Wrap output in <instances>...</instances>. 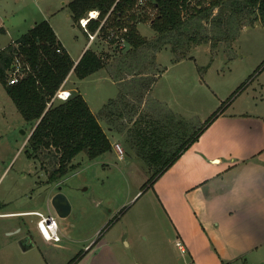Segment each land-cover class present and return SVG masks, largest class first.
Here are the masks:
<instances>
[{"label":"rangeland","instance_id":"rangeland-1","mask_svg":"<svg viewBox=\"0 0 264 264\" xmlns=\"http://www.w3.org/2000/svg\"><path fill=\"white\" fill-rule=\"evenodd\" d=\"M1 1L15 16L36 20L40 17L32 15L38 8H56L50 0ZM137 9L152 18L148 7L140 5ZM214 11L210 18H197L186 26L185 36L192 35L197 42L182 41L180 49L186 57L171 51L173 46L179 49L175 39L167 44L157 43L147 21L137 26L139 34L148 41L146 46L132 52L125 43H110L105 37H97L91 50L102 57L104 68L84 80L73 73L66 83L72 94L78 93L86 100L93 114L114 100L120 87H137L132 102L124 106L126 119L119 124L127 129L131 127V116L147 120L164 109L145 97L147 87H154L152 96L189 120L196 126L195 131L214 113L223 112L199 138L198 155L189 154L179 174L177 170L163 174L153 186L148 184L155 174L154 166L139 159L126 137L106 128L113 146L119 144L123 150L121 159L115 148L93 161L80 153L65 177L48 183L52 168L49 160L42 156L35 160L26 153L34 124L25 122L0 82V214L32 210L56 216L49 202L59 188L72 207L68 217L56 216L58 245L62 249L42 241L37 216L0 218V264L25 261L20 250L21 237L27 230L23 221H32L29 229L37 238L35 248L28 254L32 264H88L90 260L92 264H216V252L205 253V258L197 262L185 239L178 236V229L192 227L189 212L193 215L192 198L178 190L179 184L184 183L179 175L211 165L210 156L219 155L226 147L246 154L264 150V28L253 15L233 12L230 0ZM216 11L219 13L213 16ZM66 13L67 8H62L52 22L59 23L76 58L88 39L79 29L80 24L77 26ZM75 36H79L78 42ZM4 46L1 43L0 48ZM103 120L100 119L102 123ZM115 120L120 121L119 117ZM217 134H228L230 140H213ZM16 228L23 234L5 232H15ZM93 243L87 253L85 247ZM104 244L112 247L113 255ZM236 244L237 241L231 243L230 264H264V245L244 253L243 247ZM83 255L87 257L82 260Z\"/></svg>","mask_w":264,"mask_h":264},{"label":"trees","instance_id":"trees-1","mask_svg":"<svg viewBox=\"0 0 264 264\" xmlns=\"http://www.w3.org/2000/svg\"><path fill=\"white\" fill-rule=\"evenodd\" d=\"M138 1L73 0L67 8L76 25L89 12L97 11L98 18L88 22L87 31L91 34L98 31V37L106 39L114 35L110 43L116 42L115 37L123 39L132 52L148 44L147 39L139 34L137 26L149 21L157 43L167 44L175 39L174 44L179 49L173 46L171 51L186 57L180 49L182 41L187 40L189 44L196 42L194 36L184 34L188 23L197 18L207 19L227 0H145L143 5L153 13L152 18L137 11L140 7ZM230 3L233 12L253 15L254 20H258L264 28V0H230ZM218 13L216 11L213 16ZM218 22L222 20L218 19ZM123 29L127 32L121 33ZM16 56L26 62L32 72L10 86L6 73ZM104 66L102 57L91 49H87L75 64L47 21L36 24L14 44L0 50V82L25 122L34 124L26 153L29 158L37 160L42 156V159L49 160L52 167L48 172L50 184L58 182L73 169L72 161L80 153H85L93 161L112 151L98 119L80 94H72L69 100L46 110L47 103L73 68L75 76L84 80ZM124 106H127L125 98L118 97L105 106L103 113L116 119L124 114ZM219 115L214 113L197 131L191 122H184L180 133L179 125L166 122L168 118L165 122L153 118L131 119L126 138L139 159L149 167L154 166L155 174L148 185L153 186L155 179L162 176ZM192 130L194 134L189 138Z\"/></svg>","mask_w":264,"mask_h":264},{"label":"crops","instance_id":"crops-1","mask_svg":"<svg viewBox=\"0 0 264 264\" xmlns=\"http://www.w3.org/2000/svg\"><path fill=\"white\" fill-rule=\"evenodd\" d=\"M71 1L73 0H50V3L53 5L55 4L56 8H54V10L53 8L49 10L47 8H38L35 11L36 13L32 15H38L40 17V20H36L35 17L15 16L8 11L9 6L5 5V3H2L0 0V45L1 43L5 44L0 50H3L8 45L14 44L36 24L47 21L61 46L67 51L75 64H77L85 51L91 49L93 42L90 44L87 32L82 27H78L88 39V42L82 50H79L77 57L74 58L59 23L56 25V23L52 22L56 18V13L60 12L62 8H67V5ZM61 5L62 7H60ZM66 16L71 18L69 11L66 13ZM29 18L31 20H29ZM74 38L76 42H78L79 36H75ZM153 88L154 87H147L146 91L143 89L146 93L145 97L149 96L153 104L161 106L164 109L160 114L157 115L153 113L149 118L160 119L163 120V122L168 118L166 122L172 125H179L178 129L180 133L181 124L189 120L174 113L167 103L161 102L159 99H156L155 96H152ZM136 90L137 87H120L115 99L124 97L125 101L130 103L133 100V92L135 93ZM112 100L104 104L100 112L94 115L98 119L103 130L106 128L111 133L116 132L117 134L119 133L121 137H126L130 128L127 129L119 126V124L124 122L126 117L124 118L123 115L119 116L120 121L118 122L115 118H110L107 113H103L105 106ZM100 119H104L105 123L104 120L102 123ZM131 119L134 121L139 119V117L137 115L134 117L131 116V118L128 119L129 122ZM104 132L108 138L105 130ZM212 139L216 141L230 140V136L228 134H217L216 137ZM199 140L200 139L185 150L164 174H169V172L174 170H177V172L182 171L185 167L181 165L183 160H185L189 154L195 153L194 155H198L199 147H197V145ZM111 145L113 152V143H111ZM219 155H211V165L202 168L199 167L195 170V173H180L179 180L184 183L179 184L178 190L180 193L192 198L193 215L189 212L188 219L192 227L187 226V230L177 228V233L179 237L185 239L189 253L196 256L197 262L205 258V256H203L205 253L212 252L213 250V252H216V264H230L231 243L234 244L235 241H237L236 245L238 247H243L242 251L244 253L254 252L258 247L264 245V150L258 149L250 154H246L236 153V150L233 149L230 151V148L226 147V150L220 151ZM170 178L166 180L165 184L168 183ZM168 199L170 198H166V200ZM34 213L35 211L26 210L22 212L0 214V218L11 217L21 219L35 216ZM23 223L27 230L21 239L23 240L28 237L29 240L27 245H30V248L26 251L20 249L21 254L24 253L23 258H25L22 264H32L31 257L29 258L28 254L35 248L37 238L29 229L32 225V221H28L27 223L23 221ZM14 231L15 232L6 230L5 232L7 235L23 234L22 230L19 228H16ZM42 241L48 245L62 249L58 243H48L43 238ZM94 245V243L92 245H87L85 247V249H87L86 252L88 253L91 251ZM249 246L251 247L250 249L247 248ZM104 247L109 248V253L111 252L113 255L112 247L107 244H104ZM86 257L87 255H83L81 259L83 260ZM91 262L93 261L90 260L88 264H92ZM116 263L120 264V262L117 261Z\"/></svg>","mask_w":264,"mask_h":264},{"label":"built area","instance_id":"built-area-1","mask_svg":"<svg viewBox=\"0 0 264 264\" xmlns=\"http://www.w3.org/2000/svg\"><path fill=\"white\" fill-rule=\"evenodd\" d=\"M144 1L145 0H139L138 4L143 5ZM98 15L99 13L97 11H92V12H89L86 17H84L83 19L79 21L80 26L87 32L89 43L93 42L98 37V31L93 34L89 33L87 31V24L90 20L97 19ZM152 16H153V13H152ZM126 32H127L126 29H123L121 31V33H126ZM113 37L114 35H111L108 38V40H110ZM115 39H116L117 44L125 43L123 39H119L118 37H115ZM31 72H32L31 67L26 62H23L19 57L16 56L14 58V61L11 67L7 70V73H6L8 85L11 86V85L17 84L22 77L26 76L27 74ZM73 72H74V68L70 71L69 75L66 77L64 82L60 85L56 93L47 103L46 110H48L51 106L57 103L65 102L71 98L72 93L66 88V83L68 82ZM114 148L116 152L118 153L119 158L121 159L123 155V150L121 149L120 145L115 144ZM34 214L35 216L39 218V221L37 223V229L40 235L42 236V238L48 243H53V244L58 243L60 241V237L58 234V224L56 221V216L52 214L51 212H49L48 215H44L43 213H40V212H35ZM45 233H47V236L45 235ZM181 250L183 251L184 249L181 248Z\"/></svg>","mask_w":264,"mask_h":264},{"label":"water","instance_id":"water-1","mask_svg":"<svg viewBox=\"0 0 264 264\" xmlns=\"http://www.w3.org/2000/svg\"><path fill=\"white\" fill-rule=\"evenodd\" d=\"M60 190L61 188H59V192L52 197L50 205L57 217L66 218L71 214L72 207L66 196L60 192ZM28 240V238H25L20 242V247L24 251L30 248V245H27Z\"/></svg>","mask_w":264,"mask_h":264},{"label":"snow or ice","instance_id":"snow-or-ice-1","mask_svg":"<svg viewBox=\"0 0 264 264\" xmlns=\"http://www.w3.org/2000/svg\"><path fill=\"white\" fill-rule=\"evenodd\" d=\"M66 95V94H65ZM45 235L47 236V233H45Z\"/></svg>","mask_w":264,"mask_h":264},{"label":"flooded vegetation","instance_id":"flooded-vegetation-1","mask_svg":"<svg viewBox=\"0 0 264 264\" xmlns=\"http://www.w3.org/2000/svg\"><path fill=\"white\" fill-rule=\"evenodd\" d=\"M28 238V237H27ZM29 239V238H28Z\"/></svg>","mask_w":264,"mask_h":264}]
</instances>
